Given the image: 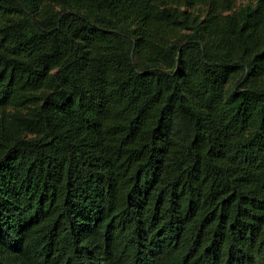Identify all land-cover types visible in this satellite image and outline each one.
Instances as JSON below:
<instances>
[{
    "label": "trees",
    "instance_id": "trees-1",
    "mask_svg": "<svg viewBox=\"0 0 264 264\" xmlns=\"http://www.w3.org/2000/svg\"><path fill=\"white\" fill-rule=\"evenodd\" d=\"M0 264H264V0H0Z\"/></svg>",
    "mask_w": 264,
    "mask_h": 264
},
{
    "label": "rangeland",
    "instance_id": "rangeland-1",
    "mask_svg": "<svg viewBox=\"0 0 264 264\" xmlns=\"http://www.w3.org/2000/svg\"><path fill=\"white\" fill-rule=\"evenodd\" d=\"M240 1H241V2H246L247 0H239V2H240Z\"/></svg>",
    "mask_w": 264,
    "mask_h": 264
}]
</instances>
